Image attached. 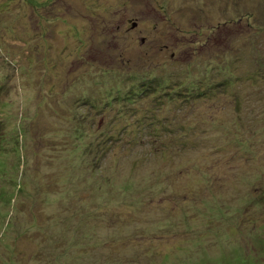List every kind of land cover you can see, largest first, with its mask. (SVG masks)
Wrapping results in <instances>:
<instances>
[{
    "label": "rangeland",
    "instance_id": "374dc122",
    "mask_svg": "<svg viewBox=\"0 0 264 264\" xmlns=\"http://www.w3.org/2000/svg\"><path fill=\"white\" fill-rule=\"evenodd\" d=\"M257 62L264 0H0V264H264ZM202 81L203 144L97 154Z\"/></svg>",
    "mask_w": 264,
    "mask_h": 264
},
{
    "label": "trees",
    "instance_id": "16d2710c",
    "mask_svg": "<svg viewBox=\"0 0 264 264\" xmlns=\"http://www.w3.org/2000/svg\"><path fill=\"white\" fill-rule=\"evenodd\" d=\"M230 38L232 39V37ZM215 54H216V51L214 52V50L210 48V54L208 55L213 56ZM256 66L264 68V64L261 65V63H258V62L256 63ZM253 76L254 75H252L250 78H252ZM257 76L260 78H264V69L259 71L257 73ZM202 83L203 84L201 85V88H203V90L199 89V91L195 89V87L190 86L189 84L184 85L183 90L182 91L180 90V92L177 89L173 90L174 94L169 91V94L172 93V95H174L173 101H169V103L164 100V96L166 97L169 94L163 95L162 93L167 92V90L171 86L166 87L168 89L166 88L161 89L163 85L160 82H158V83H154V86L150 90H147V88H145L147 86H144V90L143 89L141 90L140 88V92L141 91L143 92L140 93V97L138 98L139 100H148L145 98V96L150 95V94H154L152 96H156L155 97L156 104L154 108L155 112L153 113L152 119L147 117V122H139L136 125L137 131H135L134 128H126L122 133H119V136H116L115 134L107 135L103 141L104 143H102L103 144L102 147L97 150V154L100 155L101 157H106L108 153L109 155H111L115 149V148L111 149L113 144L118 143L122 146L123 150H126L124 149L126 145H135L139 148L142 147V150L140 152H146L145 150L149 151L150 149L151 153L153 152L154 154L160 155L161 157L164 158L166 154L172 149V147H176V148L182 147L181 144L177 143L176 141L172 139V136L174 134H178L179 132H183V131L186 132L185 131V128H187L186 123H188L187 125L189 127V130H188L189 133L187 134L188 137H186V139L183 141L185 143V146L186 147L190 146L191 148L194 145L203 144V141L198 140V138L196 137L197 133L199 132H194L195 125H192L191 124L192 122L189 123V119L187 115L189 113H194L195 110L202 112L204 109V104L206 105V103L204 102V104L199 103L198 105H196V104H191L193 103L192 101H194L196 97H198V99H202L204 98V96H209L210 94L214 96V93L216 92V87H220V86L219 85L217 86L211 82L208 83V82L202 81ZM224 85L225 84L223 83V86ZM174 87L175 86H173V88ZM176 90L178 92H176ZM195 94H197V96H195ZM158 97H159V100L157 102ZM129 98L130 97H128V99ZM177 98L182 99V101L174 102ZM169 113L173 114L174 118H172L169 115ZM202 114L203 112L195 116L196 118H199L198 120L200 121V125H203V124L206 125V124H209L210 120L212 121L216 120L214 118L213 119L207 118L211 116L213 113H211V115L207 116L206 118H204ZM261 114H264V110L261 112ZM181 115L182 116L186 115V116L183 117V119H181L180 117ZM181 121L183 124L182 126L180 125ZM162 123L164 124V128L162 127L163 125H161ZM262 123H264V120H262ZM171 126H174V127H171ZM127 131L131 132V134L129 133L128 135H126ZM135 134H141L139 137L140 140L139 139L136 140V137H134ZM198 136H201V135L198 134ZM152 139L154 141H152ZM241 141H244V140H241ZM143 147H149V148L144 149ZM118 148H121V147H118Z\"/></svg>",
    "mask_w": 264,
    "mask_h": 264
}]
</instances>
